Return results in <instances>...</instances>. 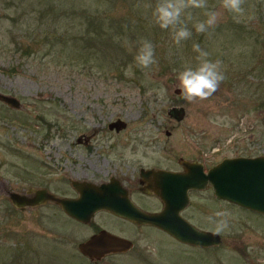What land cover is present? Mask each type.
Listing matches in <instances>:
<instances>
[{
	"label": "rangeland",
	"instance_id": "rangeland-1",
	"mask_svg": "<svg viewBox=\"0 0 264 264\" xmlns=\"http://www.w3.org/2000/svg\"><path fill=\"white\" fill-rule=\"evenodd\" d=\"M150 2L154 0H0V92L21 103L16 109L0 102V264H142V258L153 264L186 262L183 246L165 234L97 214L94 222L107 218L125 231L135 229V246L92 263L76 249L89 226L51 203L23 211L11 206L5 191H22L38 181L28 180L26 173L40 176L44 169L45 152L39 148L47 131L83 132L90 140L103 137L97 138L102 146L114 141L119 148L120 134L108 135L106 127L118 117L125 122L123 147L129 156L158 147L155 155L163 160L170 151L192 155L202 148L210 165L223 156L264 153V0H245L239 22L221 0H208V10L218 13L216 26L196 33L193 23L205 16L204 10L194 11L188 25L192 37L180 48L170 31L152 23L144 8ZM144 39L154 45L158 61L147 72L134 65ZM194 43L221 62L225 79L210 99L189 103L174 89L184 64L195 63ZM130 65L132 75H126ZM171 105L183 107L181 120L167 115ZM217 116L228 119L211 123ZM92 131L99 133L90 135ZM76 147L73 156L82 152V145ZM76 160L78 166L84 163ZM232 211L223 206L229 214L224 242L239 228L249 233L254 227Z\"/></svg>",
	"mask_w": 264,
	"mask_h": 264
},
{
	"label": "flooded vegetation",
	"instance_id": "flooded-vegetation-1",
	"mask_svg": "<svg viewBox=\"0 0 264 264\" xmlns=\"http://www.w3.org/2000/svg\"><path fill=\"white\" fill-rule=\"evenodd\" d=\"M117 118L115 117L113 120ZM113 120H108L106 123L107 128L108 124ZM124 127L119 130H115L114 127L112 129L108 128L109 131L107 132L108 135L120 134L119 138L122 139V145L119 148L115 147L116 143L114 141L105 143L102 146L97 141V138L103 137L95 136L93 138L92 136L93 139L90 140V137L84 136L83 132L74 133L61 130L45 132L39 148L43 150V153L45 152L46 160L41 162V166H44V169L40 173V176L32 175L29 172L26 173L28 180L30 178L32 180L33 178L38 180L34 181L36 182L33 183L34 185L31 184L28 187H43L56 196L75 198L78 193L74 189L73 183L99 185L100 183L110 182L124 190L127 199L136 207L149 213L161 211L163 207L162 196L172 190L176 198L178 197L180 200L184 199L183 204L178 209V214L196 228L216 233L220 241L218 243L199 245L183 243L153 225L147 223L136 224L107 210H98L88 222H79L66 215L59 205L50 200L45 201L41 205L47 203L54 204L60 212L71 220L89 226L90 233L81 240L103 230L131 242V246L126 250L107 253L98 260H90L78 251L77 243L81 241L79 240L76 243V249L79 254L84 256L89 262L96 263L109 255L127 253L135 246V238L131 237V233L135 229L125 231L122 226L107 221V218H101L98 222H94V217L97 214H104L124 221L134 228L148 227L165 234L170 240L183 246L182 251L186 261L185 264H264V214L217 197L212 183L206 177L208 169L223 157H253L264 155V153L223 156L210 165L207 163V154L202 148L197 149L192 155L188 152L176 155L175 152L170 151V153H167L170 156L168 155L163 160H160L155 155L156 153L159 154L157 151L159 150L158 147L151 148L149 153L146 152L141 155L134 154L133 156L130 154L129 156L123 147ZM88 133L94 135L99 132L92 131ZM168 133V131H165L166 135ZM102 135H106V132L102 133ZM47 141L51 142L49 143ZM76 145H82L80 147L82 152H78L77 155L73 156L72 153L78 149ZM97 148L99 150L96 152ZM68 154L71 156H67ZM76 159H81L84 163L82 162V165L78 166L79 163ZM37 164H40V162H37ZM188 172L191 175L195 173V176L198 177L196 186L191 184L185 185V182H183L182 177ZM55 183L56 185H54ZM173 183L177 186L171 188L170 186ZM25 189L20 192H23ZM224 205L234 208L235 212L232 211L234 217L245 218L252 223L254 227H252L249 233L242 232V229L239 228L240 230L234 232L233 236L230 237V242H224L225 237L223 236V231L217 233L215 231V223L207 220V217L219 219L215 217V214L222 212ZM208 207L217 208L213 213V211H208ZM251 214L254 217L250 216ZM245 234L247 236L253 235L251 242L245 241L246 238L243 237ZM142 259V264H153V262L146 258Z\"/></svg>",
	"mask_w": 264,
	"mask_h": 264
},
{
	"label": "water",
	"instance_id": "water-1",
	"mask_svg": "<svg viewBox=\"0 0 264 264\" xmlns=\"http://www.w3.org/2000/svg\"><path fill=\"white\" fill-rule=\"evenodd\" d=\"M174 92L179 93L180 89L175 88ZM0 102L16 109L21 106L15 96L1 92ZM166 113L175 120H181L184 109L180 105H171ZM124 126L125 122L119 118L108 124V128L114 127L115 130ZM206 177L212 183L217 197L264 214V155L223 157L208 169ZM182 179L185 185H197L198 177L195 173L191 175L188 172ZM174 186L177 185L173 183L170 187ZM73 187L78 193L75 198L56 196L43 187H28L23 192L6 190L5 195L10 205L19 211L50 200L59 205L66 215L79 222H88L96 211L107 210L136 224L153 225L183 243L199 245L220 241L216 233L198 229L178 214L184 199L176 198L172 190L162 196L161 211L149 213L131 203L124 190L114 183L93 185L76 182ZM130 246L129 240L103 230L77 243L78 251L90 260H98L107 253L123 251Z\"/></svg>",
	"mask_w": 264,
	"mask_h": 264
},
{
	"label": "clouds",
	"instance_id": "clouds-1",
	"mask_svg": "<svg viewBox=\"0 0 264 264\" xmlns=\"http://www.w3.org/2000/svg\"><path fill=\"white\" fill-rule=\"evenodd\" d=\"M245 0H221V7L232 14L236 22L245 15ZM144 8L150 12L152 23L159 29L170 31L172 39L177 48L192 37V31L188 27L194 20L193 12L204 10V20H196L193 23L196 33L203 34L216 26L218 13L208 10V0H154V3H146ZM195 56V63H185L182 70L177 74L179 88L183 98L189 103H197L210 99L224 81L225 75L220 61L210 59V53L203 50L199 44L192 45ZM158 63L155 54V47L149 40L139 41V47L134 56V65L141 71H150ZM132 75V65L125 73ZM161 97L166 95V90H159ZM228 118L217 116L211 123L218 124ZM227 212H217L215 219H208L215 223L217 233L228 228Z\"/></svg>",
	"mask_w": 264,
	"mask_h": 264
},
{
	"label": "trees",
	"instance_id": "trees-1",
	"mask_svg": "<svg viewBox=\"0 0 264 264\" xmlns=\"http://www.w3.org/2000/svg\"><path fill=\"white\" fill-rule=\"evenodd\" d=\"M260 78H262V77H260Z\"/></svg>",
	"mask_w": 264,
	"mask_h": 264
}]
</instances>
